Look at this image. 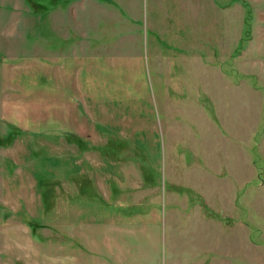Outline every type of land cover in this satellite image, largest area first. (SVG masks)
Here are the masks:
<instances>
[{
    "label": "rangeland",
    "instance_id": "1",
    "mask_svg": "<svg viewBox=\"0 0 264 264\" xmlns=\"http://www.w3.org/2000/svg\"><path fill=\"white\" fill-rule=\"evenodd\" d=\"M96 178L163 264H264V0H0V264H94Z\"/></svg>",
    "mask_w": 264,
    "mask_h": 264
},
{
    "label": "crops",
    "instance_id": "2",
    "mask_svg": "<svg viewBox=\"0 0 264 264\" xmlns=\"http://www.w3.org/2000/svg\"><path fill=\"white\" fill-rule=\"evenodd\" d=\"M32 185L23 191L26 197L35 194ZM150 187L144 182L94 180V194L107 202L114 197L120 207L109 210L94 203V264H163L164 220L152 209L141 208Z\"/></svg>",
    "mask_w": 264,
    "mask_h": 264
}]
</instances>
